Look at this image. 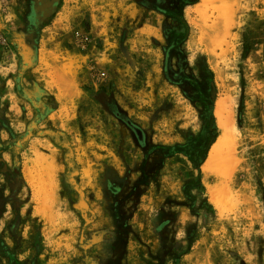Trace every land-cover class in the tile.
<instances>
[{"label": "rangeland", "instance_id": "1", "mask_svg": "<svg viewBox=\"0 0 264 264\" xmlns=\"http://www.w3.org/2000/svg\"><path fill=\"white\" fill-rule=\"evenodd\" d=\"M185 1L0 0V143H21L22 177L0 216V264H264V0H234L214 52L193 26L201 0ZM171 12L188 36L166 55V33L182 31ZM56 62L73 67L66 98L52 89ZM207 70L233 142L221 209L216 176L199 182L179 153L200 131ZM22 74V89L34 80L46 91L50 113L30 141L14 133L33 118L16 90ZM34 154L58 166L46 216L23 175Z\"/></svg>", "mask_w": 264, "mask_h": 264}, {"label": "bare ground", "instance_id": "2", "mask_svg": "<svg viewBox=\"0 0 264 264\" xmlns=\"http://www.w3.org/2000/svg\"><path fill=\"white\" fill-rule=\"evenodd\" d=\"M233 4L234 0H201L193 10L196 14V22L193 23V26L198 34L197 41L210 52L221 49L226 42L225 40L228 37V32L232 24ZM55 59L54 54L50 57H42V60H46L47 63L50 60L52 61ZM54 74V84L52 89L57 92V97L59 99L63 97L66 98L70 96V94H75L77 86L73 78L74 72L71 63L60 64L56 62L54 66ZM222 100L216 101L213 110L220 135L211 146L208 153L209 155L201 167L204 181L208 179V176L213 175L216 176L220 182V187L216 184V192L214 190L215 196L214 193L211 194L213 203L217 208L220 207V209L222 204L224 205V200L226 201V196L224 195L227 194V192L225 194V191L227 190L224 188V184L228 180L233 168V162H230L229 157L224 156V152H230L228 148L230 149L233 142L231 141L232 135H230L231 132L228 127L230 114L226 111ZM8 119L11 122L17 121V119H10L9 117ZM34 156L35 158L33 160H29V163L24 165L23 175L25 181L33 186L35 200L40 203H37L38 205H41L37 208L36 212L41 214V216H46L47 210H49L55 201L54 175L58 166L53 159L48 161L42 155L34 154ZM221 196H223V198Z\"/></svg>", "mask_w": 264, "mask_h": 264}, {"label": "flooded vegetation", "instance_id": "3", "mask_svg": "<svg viewBox=\"0 0 264 264\" xmlns=\"http://www.w3.org/2000/svg\"><path fill=\"white\" fill-rule=\"evenodd\" d=\"M19 58L21 61V57ZM20 70L21 69H19V71ZM23 74L22 76H18V78H16V90L19 96L29 104L33 113V118L26 125L23 134L21 132H18V134H16V132L12 130L11 133L9 132V137L12 138V133L14 132L15 135H20L22 139L28 138V140L30 141L32 137L28 130H30L31 126L38 128L39 124L42 121H45V119L49 117L50 113L47 112L48 108L45 105V102H43V98L47 97V93H45L46 91L39 85H37L34 80H32L31 83V90L26 91L22 89V87L20 86V81L23 78ZM45 113L47 115H45ZM130 128L133 131L137 142L141 146H144V133L139 131L136 127L130 126ZM33 130L34 129H32V131ZM10 142L13 143L12 140H10ZM20 146L21 143L17 141H15L12 146L10 144H5L4 142L0 143V176L2 177V179L0 180V216L4 214L3 210L6 209L7 204L13 199L15 200L19 195L22 177L20 176V166L18 164V162L20 161L15 156L14 151L17 150Z\"/></svg>", "mask_w": 264, "mask_h": 264}, {"label": "trees", "instance_id": "4", "mask_svg": "<svg viewBox=\"0 0 264 264\" xmlns=\"http://www.w3.org/2000/svg\"><path fill=\"white\" fill-rule=\"evenodd\" d=\"M196 1L197 0H186L185 2H182L181 5L183 6L191 5ZM175 13L176 12L168 13V16L175 23L179 25L182 31L180 34L171 33V35H169V33H166L167 38L171 37L172 35H174L175 37V42H173V39L169 40L168 47L165 50L166 55H168L169 50L173 49L175 45H179L182 42H184L188 36V26L183 20L182 15L180 13L178 15L177 13L176 14ZM245 52L246 49L244 50V53ZM207 73L209 75V81L207 86L208 88L206 90L208 96H204V98H202L203 111L199 117L201 122L200 131L197 136L190 137L185 145L179 147L180 149L179 153L184 155L190 161L193 169L197 171V178L199 182L201 177V167L207 159V155L211 146L214 144V142L216 141L219 135L218 128L216 126V121L213 115L214 94H215V87L213 84V74L209 70H207ZM240 118H241V114H239V120ZM186 189L187 186L183 188L184 193L186 192Z\"/></svg>", "mask_w": 264, "mask_h": 264}, {"label": "water", "instance_id": "5", "mask_svg": "<svg viewBox=\"0 0 264 264\" xmlns=\"http://www.w3.org/2000/svg\"><path fill=\"white\" fill-rule=\"evenodd\" d=\"M118 114H121V112L120 111H118ZM14 200V199H13Z\"/></svg>", "mask_w": 264, "mask_h": 264}, {"label": "built area", "instance_id": "6", "mask_svg": "<svg viewBox=\"0 0 264 264\" xmlns=\"http://www.w3.org/2000/svg\"><path fill=\"white\" fill-rule=\"evenodd\" d=\"M77 35H79V34H77Z\"/></svg>", "mask_w": 264, "mask_h": 264}]
</instances>
